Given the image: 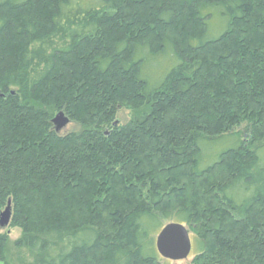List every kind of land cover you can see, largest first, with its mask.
<instances>
[{
  "label": "trees",
  "instance_id": "trees-1",
  "mask_svg": "<svg viewBox=\"0 0 264 264\" xmlns=\"http://www.w3.org/2000/svg\"><path fill=\"white\" fill-rule=\"evenodd\" d=\"M7 206L0 264H264V0H0Z\"/></svg>",
  "mask_w": 264,
  "mask_h": 264
},
{
  "label": "water",
  "instance_id": "water-1",
  "mask_svg": "<svg viewBox=\"0 0 264 264\" xmlns=\"http://www.w3.org/2000/svg\"><path fill=\"white\" fill-rule=\"evenodd\" d=\"M55 131L60 132L68 124L69 120L63 113H58L52 120ZM9 205V204H8ZM10 221L9 206L0 213V228L8 226ZM155 247L158 255L168 261L181 262L188 259L191 252L190 235L182 224H166L156 235Z\"/></svg>",
  "mask_w": 264,
  "mask_h": 264
},
{
  "label": "rangeland",
  "instance_id": "rangeland-1",
  "mask_svg": "<svg viewBox=\"0 0 264 264\" xmlns=\"http://www.w3.org/2000/svg\"><path fill=\"white\" fill-rule=\"evenodd\" d=\"M157 65V64H156ZM148 74L151 76V77H155L156 73H157V68L151 66L149 69H148ZM129 117H130V113L127 111V110H120L117 114V122L119 125H123L125 124L126 122H128L129 120ZM79 128L77 125L71 123L69 121V124L60 131V135H65V134H68L70 132H76L78 131ZM59 196V197H58ZM57 197L55 196L54 198V201L56 205H58L60 202V200L62 199L61 198V194H59ZM58 201V202H57ZM54 206V205H53ZM4 210H1L0 213H2ZM52 213L49 214V216H51ZM163 225H166V223H164ZM0 233H5L8 235V237L10 238L11 241L13 240H16L19 236H20V230L17 229V228H12L10 229L9 228V225L6 226L5 228H0ZM190 237H193L192 235ZM156 239V236L154 238V240ZM191 241V252H190V255L188 257V259L184 260V261H181V262H172L170 261L168 264H190L191 260H192V254L195 253V245L193 243V241L190 239ZM161 263H165L164 259H161ZM166 264V263H165Z\"/></svg>",
  "mask_w": 264,
  "mask_h": 264
}]
</instances>
